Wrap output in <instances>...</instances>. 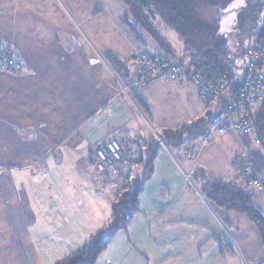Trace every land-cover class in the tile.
I'll return each mask as SVG.
<instances>
[{
    "label": "crops",
    "instance_id": "crops-1",
    "mask_svg": "<svg viewBox=\"0 0 264 264\" xmlns=\"http://www.w3.org/2000/svg\"><path fill=\"white\" fill-rule=\"evenodd\" d=\"M127 12L121 0H0V50L22 64L19 75L0 70V264H56L106 225L125 177L122 166L103 176L89 163L92 147L116 139L131 155L147 152L157 146L152 128L179 130L205 112L189 81L158 76L138 89L149 120L132 93L122 92L141 52L183 66L192 61L160 17L153 25L166 49L146 33L135 38ZM191 142L157 146L138 213L97 264H264L255 225L203 193L207 182L225 183L254 196L264 215V191L232 167L254 142L233 127L190 160ZM130 175L142 179L144 166Z\"/></svg>",
    "mask_w": 264,
    "mask_h": 264
},
{
    "label": "trees",
    "instance_id": "trees-1",
    "mask_svg": "<svg viewBox=\"0 0 264 264\" xmlns=\"http://www.w3.org/2000/svg\"><path fill=\"white\" fill-rule=\"evenodd\" d=\"M121 1L128 10L123 19L125 26L135 38L140 39L143 33H146L155 39L161 49H166L168 45L165 39L153 25L154 20L158 17L175 31L182 40L185 50L191 54V63L187 66L179 65L167 54L154 53L166 56L175 65L183 69H189L192 66L196 68H207L212 72L214 69L223 71L218 60L229 54H233L237 61V56L231 52L226 39L219 35L217 28L213 25L204 24L197 18V12L202 7H213L219 10L226 9L235 0ZM259 20L260 25L259 28H256L255 41L264 47V9L259 15ZM1 51L7 52L9 57L18 62L17 57L10 51ZM245 52L246 49L244 54ZM107 59L111 64L122 69L125 68V65L117 57L109 56ZM242 67H238L237 65L236 69ZM21 72L22 70L20 72L12 70L11 74L19 75ZM242 74H238L236 70L232 72V75L236 79L242 77ZM132 75L133 73L130 75L126 74L125 79L129 78L130 82L125 81L127 84L125 86L130 87ZM187 81L191 82L190 77H188ZM137 90L130 89V92L145 117L149 120L151 110L147 102L139 96ZM228 102V96H223L213 105V112H219ZM250 118L254 124L255 132L250 136H246L254 142L255 149L247 156L255 161L261 172H264V101L256 105L254 111L250 114ZM208 126L209 124L201 118L195 123L183 126L179 130H167L162 132V134L168 147L182 148L189 141L196 140L198 136L208 129ZM156 145L158 146L159 144L157 143ZM157 146H154L153 149L151 148L147 152L140 151L135 155H131L136 161L135 166L139 164L144 166L145 175L142 179H131V175L124 176L125 185L119 189V193L112 205L111 217L106 225L99 232L92 235L88 243L80 250L56 264H97L99 258L112 244L116 236L128 228L139 211V198L144 190L145 182L153 175ZM262 180L264 181L263 178ZM203 193L207 200L218 208L224 211L235 212L249 219L259 231L264 246V215L256 207L254 196L222 182H207L203 187Z\"/></svg>",
    "mask_w": 264,
    "mask_h": 264
},
{
    "label": "built area",
    "instance_id": "built-area-1",
    "mask_svg": "<svg viewBox=\"0 0 264 264\" xmlns=\"http://www.w3.org/2000/svg\"><path fill=\"white\" fill-rule=\"evenodd\" d=\"M248 62L243 65L242 77L236 79L232 72L236 70L237 61L233 54L219 59L223 71L207 68L183 69L172 63L162 54L144 51L136 56L135 71L129 86L122 85V92L129 94L130 89H140L158 76L167 80L183 83L188 80L195 84L205 112L202 119L209 124L208 129L189 144L187 157L190 160L197 158L198 151L220 142L221 138L233 127L242 135H252L255 132L250 118L257 104L264 101V47L257 41L243 55ZM22 64L9 57L7 52L0 50V70L11 73L20 72ZM226 71V72H224ZM223 96H228L229 102L219 112H213V105ZM156 142L168 149L167 142L159 128H152ZM89 163L96 167L103 176L111 179L112 172L117 166H122L123 175L128 176L136 161L127 152L119 140L91 148ZM232 167L239 177L256 191H264V181L261 171L255 161L248 157H237Z\"/></svg>",
    "mask_w": 264,
    "mask_h": 264
},
{
    "label": "rangeland",
    "instance_id": "rangeland-1",
    "mask_svg": "<svg viewBox=\"0 0 264 264\" xmlns=\"http://www.w3.org/2000/svg\"><path fill=\"white\" fill-rule=\"evenodd\" d=\"M253 3L254 0H235L226 9L219 10L213 7H202L197 12V18L201 22L215 26L219 35L226 39L231 52L237 56L238 67H242L248 62V59L243 56L244 51L245 49H250L256 39L257 29L254 30L255 22H257V28L260 25L259 17L257 18L249 10L244 11V8L252 6ZM254 18H257V21ZM172 34L173 38L170 37L169 39L175 42L172 44L176 47L180 39L174 30H172ZM236 71L238 74L243 72L242 68H238ZM107 186H112V184L108 182Z\"/></svg>",
    "mask_w": 264,
    "mask_h": 264
},
{
    "label": "water",
    "instance_id": "water-1",
    "mask_svg": "<svg viewBox=\"0 0 264 264\" xmlns=\"http://www.w3.org/2000/svg\"><path fill=\"white\" fill-rule=\"evenodd\" d=\"M264 9V0H254V3L252 6H248L244 8V11L249 10L250 12L254 13L256 17L258 18L261 12ZM257 18H254L255 21H257ZM257 28V22H255L254 30Z\"/></svg>",
    "mask_w": 264,
    "mask_h": 264
}]
</instances>
